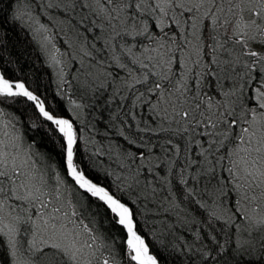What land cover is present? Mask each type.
I'll list each match as a JSON object with an SVG mask.
<instances>
[{
  "label": "snow or ice",
  "instance_id": "snow-or-ice-1",
  "mask_svg": "<svg viewBox=\"0 0 264 264\" xmlns=\"http://www.w3.org/2000/svg\"><path fill=\"white\" fill-rule=\"evenodd\" d=\"M47 8L60 9L75 41L61 52L44 36L40 47L50 67L74 74L65 79L60 67L50 103L39 83L0 70L6 264H167L166 246L140 218L149 205L157 215L165 202L179 208L178 199L206 217L199 264H240L235 252L257 248L261 258L245 264H264V0H50ZM73 88L81 101L99 104L100 93L116 103L109 119L128 147L117 153L118 173L105 170L111 181L90 161L112 146L87 158L81 149L77 110L88 105L60 102ZM36 137L55 146L58 161ZM219 221L229 237L250 239L229 248Z\"/></svg>",
  "mask_w": 264,
  "mask_h": 264
},
{
  "label": "trees",
  "instance_id": "trees-1",
  "mask_svg": "<svg viewBox=\"0 0 264 264\" xmlns=\"http://www.w3.org/2000/svg\"><path fill=\"white\" fill-rule=\"evenodd\" d=\"M48 2L50 0H0V45H2L0 56H3V60L0 61V70L6 69L14 77L27 81L28 86L32 88H35L39 83L41 85L40 92L48 96L51 103L52 97L58 91V86H60V80L56 68L49 66L50 60L40 47L43 35L37 31L36 27L40 24L46 25L48 36L53 38L52 42L61 49V52L67 48L69 42L75 41V36L58 23L62 16L60 9H48ZM14 17H20V19L14 20ZM59 59L66 58L59 56ZM60 67H64L65 79L70 80L71 75L74 74L71 68L58 65L59 71ZM110 92L111 90H108L105 95H110ZM68 96L76 99L78 103L88 105L83 110H77L80 112L81 121L86 125L84 138L88 143H81V149H86L85 158L92 155L101 146H103V151L108 153L109 146H112L109 155L99 157L93 155L90 162L97 166L102 182L113 180L114 177H109L108 181H105L104 172L107 170L118 173L119 170L116 166L119 163L117 153L128 147L123 138L118 136L120 125L118 123L113 125L109 119L110 115L116 110V103L110 106L106 105L103 102L104 96H101L100 93H97L101 101L99 104L93 105L91 99L81 101L79 96L75 94L74 88L68 89L65 98L60 102L67 105ZM57 99L60 98L57 97ZM117 101H119V97ZM23 131L26 132L27 136L33 135L31 132H27L26 128ZM36 139L41 144V151L51 150L53 159L59 160V157L55 155L56 148L52 143L47 140L41 142L39 137H36ZM44 145L47 147L45 148ZM110 164L111 166H109ZM169 179H172V177H169ZM176 187V184L173 183L171 190L175 191ZM161 189H158L159 199L163 201L168 189L163 185ZM175 203L180 205L179 208H171L165 202L160 206L158 215L156 214V208L149 205L151 211H147L140 218L145 225L144 231L151 230L156 237L163 241V244H158V246L161 247V250H164V246H166L164 255L167 258V264H199L196 249L208 245V241L204 239L205 234L209 231L203 223V219L206 218L205 214L203 210L198 209L194 204L190 205L187 201L181 203V200L178 199ZM164 208H169V211L165 212ZM215 227L221 242L229 241V248L237 241L250 239L247 234L229 237L226 233L230 230L224 225L223 221L217 222ZM221 227L225 228V232H219ZM198 230H200L199 239H197ZM181 248H183V252L180 251ZM155 250L153 248V251ZM249 251L241 249L240 252H235V249H233L235 260L239 261L240 264H245L248 260H259L261 258L259 248L251 255ZM0 264H6L3 248H0ZM230 264H235V261L230 260Z\"/></svg>",
  "mask_w": 264,
  "mask_h": 264
},
{
  "label": "rangeland",
  "instance_id": "rangeland-1",
  "mask_svg": "<svg viewBox=\"0 0 264 264\" xmlns=\"http://www.w3.org/2000/svg\"><path fill=\"white\" fill-rule=\"evenodd\" d=\"M37 21V20H36ZM36 24V22L34 23V25ZM39 26L40 25H37V27H36V29L38 30L39 29ZM39 33H41L43 36L41 37V35H40V37H41V40H42V43H44V41H43V37L44 36H48V31H44V30H39ZM48 47L49 48H51V45H48ZM58 59H59V55H58ZM55 70H56V73H59V70H58V66H55ZM58 75V74H57Z\"/></svg>",
  "mask_w": 264,
  "mask_h": 264
}]
</instances>
